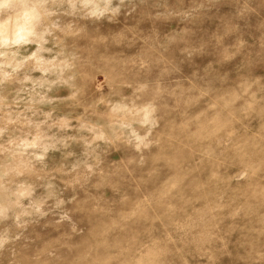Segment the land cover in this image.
<instances>
[{
	"label": "rangeland",
	"instance_id": "rangeland-1",
	"mask_svg": "<svg viewBox=\"0 0 264 264\" xmlns=\"http://www.w3.org/2000/svg\"><path fill=\"white\" fill-rule=\"evenodd\" d=\"M0 264H264V0H0Z\"/></svg>",
	"mask_w": 264,
	"mask_h": 264
}]
</instances>
